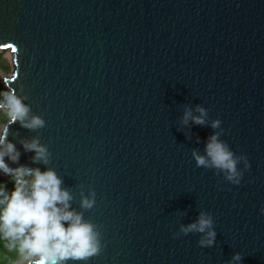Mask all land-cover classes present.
I'll return each mask as SVG.
<instances>
[{
	"label": "water",
	"instance_id": "95a60500",
	"mask_svg": "<svg viewBox=\"0 0 264 264\" xmlns=\"http://www.w3.org/2000/svg\"><path fill=\"white\" fill-rule=\"evenodd\" d=\"M0 49L12 55L8 91L46 121L4 124L19 164L55 168L77 209L81 189L97 193L85 217L103 250L69 264H225L236 252L264 264V0H0ZM197 104L247 155L239 185L196 166L192 149L214 131L181 124ZM36 136L49 165L20 143ZM201 210L215 219L210 248L174 236Z\"/></svg>",
	"mask_w": 264,
	"mask_h": 264
},
{
	"label": "clouds",
	"instance_id": "9594fccd",
	"mask_svg": "<svg viewBox=\"0 0 264 264\" xmlns=\"http://www.w3.org/2000/svg\"><path fill=\"white\" fill-rule=\"evenodd\" d=\"M26 99V95L14 90L0 92V111L6 112L9 125L19 122L21 127L33 131L45 127V119L32 113L31 106L25 103ZM209 113L210 109L202 104H197L195 108L184 106L182 125L210 126L214 130L207 138L204 151L193 148L192 157L198 168L215 170L231 184L239 185L245 171L251 167L250 161L246 154H236L230 144L221 138L225 131L221 127L222 120L219 117L212 119ZM186 136L192 138L190 127ZM20 143L24 151L35 152L31 157L33 164L49 165L52 152L38 136L21 139ZM20 156L16 144L8 140L7 135H0V165L15 182L11 192L0 186V240L5 242V247L16 250L22 264L87 262L99 255L103 250L100 226L85 217V211L97 204L96 191L81 189L77 209L72 206L74 193L64 186L63 177L55 168L47 167L42 171L40 167L21 165ZM5 157L18 167L8 166ZM241 164L243 167H240ZM261 212L264 213V208ZM190 233L200 234L199 246L213 247L217 237L213 214L207 210L199 211L195 220L181 223L179 232L174 236ZM242 262L243 255L236 252L225 264Z\"/></svg>",
	"mask_w": 264,
	"mask_h": 264
},
{
	"label": "trees",
	"instance_id": "16d2710c",
	"mask_svg": "<svg viewBox=\"0 0 264 264\" xmlns=\"http://www.w3.org/2000/svg\"><path fill=\"white\" fill-rule=\"evenodd\" d=\"M2 86L3 85L0 84V92ZM1 115L6 116L7 114L4 111H0V116ZM0 186H5L6 190L9 192L14 190L15 182L13 177L4 176V174L0 171ZM20 259L21 258L16 250H9L7 247H5V242L0 240V264H16Z\"/></svg>",
	"mask_w": 264,
	"mask_h": 264
},
{
	"label": "rangeland",
	"instance_id": "374dc122",
	"mask_svg": "<svg viewBox=\"0 0 264 264\" xmlns=\"http://www.w3.org/2000/svg\"><path fill=\"white\" fill-rule=\"evenodd\" d=\"M11 52L9 50H2L0 49V84L3 86L1 87V92L7 90L8 91V86L4 82V78L10 77L13 71V63H12V58H11ZM0 133L2 131V128L6 121L9 119L8 116L6 115H1L0 116ZM16 264H22L21 259L17 261Z\"/></svg>",
	"mask_w": 264,
	"mask_h": 264
}]
</instances>
